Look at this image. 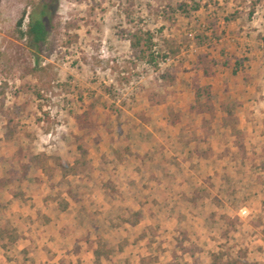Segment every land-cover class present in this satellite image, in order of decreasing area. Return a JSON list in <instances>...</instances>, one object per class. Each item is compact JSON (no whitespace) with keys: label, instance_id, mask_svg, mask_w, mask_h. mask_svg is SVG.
Wrapping results in <instances>:
<instances>
[{"label":"rangeland","instance_id":"obj_1","mask_svg":"<svg viewBox=\"0 0 264 264\" xmlns=\"http://www.w3.org/2000/svg\"><path fill=\"white\" fill-rule=\"evenodd\" d=\"M183 3H197L200 8L182 14L176 6ZM30 11L28 0H0V51L6 56L0 65V102L3 100V111L8 115L0 113V178L6 177L9 169L19 168V149L22 163L40 154L49 158L50 165L55 158L73 163L79 157L76 137H82L88 149V165L78 176L65 180L56 172L51 181L38 167H31L25 180L0 191V204L4 207L0 208V225L16 228L26 234L22 235L24 239L32 241L16 245L7 256L18 254L17 264H34L33 259L44 264L51 255L69 249L64 245L68 241L61 251L57 245L47 246L49 232L69 238L71 233L94 225L114 245L112 264H132L141 255L149 256L148 264H169L173 255L172 243H167V239L173 238L172 234L162 239L168 236L164 230L149 233L148 239L156 238L149 245L147 239L140 242L135 231L120 233L116 229L123 228L121 219L138 207L146 214L159 209L154 196L158 178L162 177L154 154L164 155L165 164L181 173V179L185 177L183 170L194 169V174L187 171L188 181L181 184L193 189L197 183L192 179L199 177L208 185L207 164L204 168L197 163L188 169L184 165L188 159L184 149L188 143L197 142L194 136L201 129L203 118L189 112L192 80L200 85L212 84L217 113L222 102L232 101L242 92L239 84L251 83V90H259L250 81V72H257L264 80V0H59L56 16L61 26L55 48L39 57L32 53L26 38L18 39L15 32V24L24 13L22 30L26 29ZM68 22L77 27L66 32L64 25ZM135 28L153 33L155 51L164 53L166 40L175 43L179 55L165 61L159 59L158 72L136 61L126 38ZM212 29L217 30V38L211 37ZM199 36L210 39L199 45ZM221 52L223 59L234 55L252 61V68L245 62L242 70L248 82L242 80L243 73L233 77L220 65L209 79L194 70L198 55L207 54L220 62ZM34 66L44 73L21 78L25 68ZM167 68L175 76L171 86L156 81ZM225 84L231 89L223 88ZM90 104H94L91 120L95 129L79 130L74 116ZM139 114L148 121L143 123ZM174 120L178 121L173 125ZM213 126L217 131L220 128L217 122ZM179 131H187L179 137L184 147L176 137ZM162 133L173 134L174 138L161 143L156 137ZM130 150L134 154L137 150L142 152L145 161L133 157ZM183 153L181 164L185 167L179 168L176 158ZM11 190L22 192L24 200H11ZM68 190L76 199L67 196ZM62 198L69 202L65 213L58 208ZM131 241L132 247L118 251L119 246ZM26 244L31 248L29 257L19 254ZM4 256L0 249V259ZM125 256L131 262L122 263ZM81 264L94 263L93 259L84 258Z\"/></svg>","mask_w":264,"mask_h":264},{"label":"crops","instance_id":"obj_2","mask_svg":"<svg viewBox=\"0 0 264 264\" xmlns=\"http://www.w3.org/2000/svg\"><path fill=\"white\" fill-rule=\"evenodd\" d=\"M247 62L250 63L251 68L254 66L251 63L252 61L248 60ZM223 69L230 71L232 75L230 69ZM242 73L240 71L236 76H232L238 77ZM245 73L242 74V80L245 78L244 83L249 81ZM256 73L255 71L250 72V81H252V84L254 83L253 85H257L260 92H258L259 90H251L249 86L251 83H247V86L239 84L238 89L242 92H238L237 97L232 101L222 102L219 105L218 113L213 101L215 108L213 116L207 114L197 115L203 116L202 124H200L201 129L196 131L194 136L197 142L188 143L184 149L185 154L188 155V159L184 164L186 167L181 164V159L185 156L184 153L176 158L179 168L182 166L186 169L189 167L195 168L194 165L197 163L205 168L207 164L206 179H208V182L206 183L209 186L204 184L199 177L196 180L192 179L197 183L193 189L186 184H181L185 179L188 181V172L194 174V172H191L194 169L183 170L182 174L185 177L181 179L179 177L181 173L179 174L175 168H168V165L165 164L164 155L161 153L154 154V158H158L156 160L159 176L162 178L169 177V179L158 178L157 195L154 196V199L158 202L159 209H156L157 211L151 209L149 214H146L143 208L139 211V207L134 212H128L124 219H127L132 213H138L137 223L130 225L121 221L120 225L123 228L120 227L116 229L117 231H120V233L121 230L125 233L130 230L135 231L139 241L147 239L149 245H153L156 241V238L148 239L149 233L155 234L157 230L160 232L164 230L168 236L162 237V239H166L172 234L173 238L167 239V243H172L171 253L173 255L169 264H216L213 256L224 252L227 255L220 259V263H224L229 259L238 260V264H241L242 260L247 264H264V80L262 81V77H258ZM214 74H216L215 71ZM206 85H210L211 91H213L212 84ZM227 85L225 84L223 88L226 90L231 89ZM192 103L193 93L190 105ZM231 104H236L232 117L239 135L232 133L231 128L224 126L222 122L225 114L222 112L221 106ZM215 122L219 123L220 128L218 131L214 129ZM188 133L190 134V132ZM226 133L229 137H226ZM184 134L186 135L187 131L176 133L178 142L183 147L185 144L179 137ZM159 135L156 138L161 143L174 138L173 134L170 133ZM222 135L225 136L224 141L219 142ZM218 143L221 145L219 146ZM149 151L154 153L155 150L150 147ZM136 153L134 154L131 151L133 157L145 161L142 152L137 150ZM218 153H220L219 156ZM195 177L197 178V176ZM169 186L171 188H168ZM171 190L172 194H170ZM11 200L17 201L12 197ZM206 203H209L208 207ZM241 209L248 211V218L239 217ZM66 211L60 212L65 213ZM151 213L152 216L149 217ZM247 219H249V222L246 221ZM154 220H157L155 224ZM96 227L93 225L88 229L81 228L78 233H71L69 238L61 236L59 232H49L50 237L47 238L48 241L45 240L47 246H49V243L57 245V250L61 251L63 243L68 241L64 245H68L69 249L64 253L51 255L45 260L44 264H74V261L79 260V262H82L84 258L93 259L94 263L93 249L96 247L98 238L112 250L109 260L101 259L100 264L104 262L112 264V257L116 254L114 245L110 244L108 239ZM17 232L20 238L14 245L5 250L0 246L2 253L6 254L0 259V264H17L19 255L17 254L11 258L10 255L7 256L8 253L13 247L22 242L32 243L31 240L22 237L26 234H21L18 230ZM244 238H247L248 242ZM53 240L54 243L51 242ZM133 243L132 241L125 243L126 245L119 246L117 249L121 253L123 247H132ZM139 244L141 245V243ZM125 250L127 249L124 248L123 251ZM30 251L31 248L26 244L19 250V254L29 257ZM68 252L69 254L66 255ZM238 255L241 256L240 259H238ZM64 258L68 260H62ZM126 259L125 256V261L122 263L131 262L126 261ZM136 259V261L134 259L135 262L132 261V264H148L150 260L149 256L146 255H141ZM33 263L39 264V261L33 259ZM25 264H29V262L26 261Z\"/></svg>","mask_w":264,"mask_h":264},{"label":"trees","instance_id":"obj_3","mask_svg":"<svg viewBox=\"0 0 264 264\" xmlns=\"http://www.w3.org/2000/svg\"><path fill=\"white\" fill-rule=\"evenodd\" d=\"M59 0H28V5L31 6V11L27 16L26 29L23 31V16L15 24V32L18 39H24L28 41L29 48L32 53L39 57L43 53H50L55 48V38L59 33V28L61 26L57 16L56 11L58 7ZM200 8L199 4L194 3L193 6H189L186 3L179 4L176 6V10L180 11L182 14H188V12L198 11ZM228 21V20H227ZM214 25H212L213 27ZM76 24L73 22H68L64 25L65 31L76 28ZM211 37L217 38V30H211ZM129 42L130 48L133 52V57L136 61L144 62L154 71H159V59L162 61L168 60L170 58H175L179 55V48L176 47L174 42L164 40V53L155 51L156 44L154 42V35L149 30H144L141 28H135L126 35ZM207 36L197 37L198 44H203L204 41H209ZM222 60L218 62L214 58H211L207 54H200L196 58L194 70L201 72L202 76L209 78L214 75L215 68L220 65L223 68L230 69L232 75L236 76L238 72L243 70V65L248 60L246 58H237L234 55H230L228 58H224V52L220 53ZM6 56L0 51V65H3ZM5 69L3 70V72ZM5 73V72H4ZM35 73L42 74L44 70H39L36 66L31 68H25L21 75L24 78L27 75H34ZM156 81L162 83L163 86H171L175 82V76L170 72L169 68L165 69L162 73L157 76ZM191 89L193 92V103L189 106V112L196 115H210L214 114L213 100L214 96L211 91L210 85H200L195 79L192 80ZM0 94H2L0 92ZM3 95V94H2ZM236 104L222 105L221 110L225 114L222 122L224 126H229L232 133L239 135L236 130V123L232 117L233 111ZM94 104H90L87 109L82 113L74 116V122L79 130H90L95 129L94 123L91 120ZM0 113L5 117H8L7 113L3 111V100L0 102ZM141 121L146 123L148 120L144 118L143 114H139ZM178 120L171 121V124H175ZM10 122V119L8 120ZM8 134L11 136L12 132L9 131ZM76 149L78 151L79 157L73 162H61L58 158L53 160V164L50 165L44 154L35 155L28 163H22V150L19 149L17 155L19 157V168H11L7 172V176L0 178V191L5 190L15 183L22 182L26 179L27 174L31 167H38L42 173L46 176L48 181H51L54 177V173L58 172L61 179H66L69 176H78L88 165L87 156L88 149L82 143V137H76ZM128 151V150H126ZM10 195L14 200H24L25 196L20 191H10ZM67 196L71 199H76L75 195L71 193L70 190L67 191ZM0 204V208H2ZM69 207V202L67 199L62 198L58 203V208L60 211L64 212ZM4 208V207H3ZM6 208V206H5ZM139 219L138 213H132L127 219H121L124 223L130 225H135ZM20 238L17 230L10 227L7 224L0 225V246L2 249H7L14 245ZM112 254L111 248L105 245L100 238L96 241V247L93 249L94 263L100 264L101 259L109 260ZM227 255L224 253H219L213 256L214 263L218 264H238V260H227L224 263H220V259ZM238 259L241 256H237ZM241 264H247L244 260Z\"/></svg>","mask_w":264,"mask_h":264},{"label":"built area","instance_id":"obj_4","mask_svg":"<svg viewBox=\"0 0 264 264\" xmlns=\"http://www.w3.org/2000/svg\"><path fill=\"white\" fill-rule=\"evenodd\" d=\"M239 217L240 218H248L249 217V213L246 209H241L239 211Z\"/></svg>","mask_w":264,"mask_h":264}]
</instances>
